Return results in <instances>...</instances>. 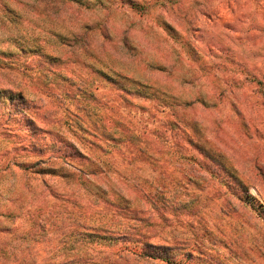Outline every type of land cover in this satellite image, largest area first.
<instances>
[{
  "label": "rangeland",
  "instance_id": "rangeland-1",
  "mask_svg": "<svg viewBox=\"0 0 264 264\" xmlns=\"http://www.w3.org/2000/svg\"><path fill=\"white\" fill-rule=\"evenodd\" d=\"M79 166L187 203V263L264 264V0H0V264L117 260Z\"/></svg>",
  "mask_w": 264,
  "mask_h": 264
},
{
  "label": "trees",
  "instance_id": "trees-1",
  "mask_svg": "<svg viewBox=\"0 0 264 264\" xmlns=\"http://www.w3.org/2000/svg\"><path fill=\"white\" fill-rule=\"evenodd\" d=\"M128 4L133 8H142L143 6L133 1H129ZM96 128L98 130L106 129L103 126ZM128 138L127 141L132 139L131 137ZM139 154H147H145L144 147H140ZM89 163L92 164L93 161L92 163L89 161ZM77 170L79 172V183L81 185L88 183L94 186L96 188L95 197L100 198L103 203V206L96 212L97 217L95 219H90L93 214L90 211L81 214L83 215L81 218H84L83 225L80 226V229L83 230L81 233L85 235V239L99 237L101 240L108 239L110 243H123V247L116 252L117 260L111 264H124L130 256H137L139 259L151 263L161 261L163 264H189L187 263L188 259L203 256V252L200 250L201 246H204L203 242H197L196 239L191 240L184 236L176 237L172 235V237H168L162 234L164 225L172 226V224H165L169 217L164 215L163 212L170 209L177 214L186 210L187 203H171L172 200H167L163 191H155L157 190L155 188L154 191H148L147 188L137 184L131 186L135 187L137 195L144 202L135 204L134 198H131L124 191L106 190L101 186L97 188L94 182L98 180L99 175H97L95 169H86L79 166ZM102 177L106 178L108 176L104 174ZM108 233L112 235L107 236ZM193 234L196 235L197 233L194 232ZM181 256L184 259L178 258ZM64 258V264L93 263L82 259L81 256L76 254H68Z\"/></svg>",
  "mask_w": 264,
  "mask_h": 264
}]
</instances>
